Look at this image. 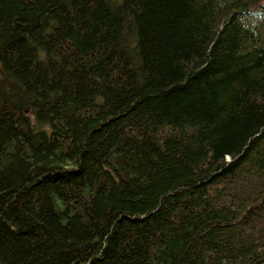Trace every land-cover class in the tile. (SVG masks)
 Instances as JSON below:
<instances>
[{
  "label": "trees",
  "instance_id": "obj_1",
  "mask_svg": "<svg viewBox=\"0 0 264 264\" xmlns=\"http://www.w3.org/2000/svg\"><path fill=\"white\" fill-rule=\"evenodd\" d=\"M0 264H264V0H0Z\"/></svg>",
  "mask_w": 264,
  "mask_h": 264
}]
</instances>
